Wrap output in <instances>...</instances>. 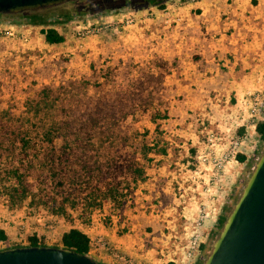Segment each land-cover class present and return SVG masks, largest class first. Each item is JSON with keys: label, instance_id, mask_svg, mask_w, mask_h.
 <instances>
[{"label": "rangeland", "instance_id": "374dc122", "mask_svg": "<svg viewBox=\"0 0 264 264\" xmlns=\"http://www.w3.org/2000/svg\"><path fill=\"white\" fill-rule=\"evenodd\" d=\"M209 1L212 4L205 11L192 4L171 6V0L165 2L164 8L121 5L110 10L103 8L110 0L68 2L46 9L53 22L50 25L65 35L63 43L46 42L40 32L46 26L26 31L28 42L18 35L0 36V122L23 114L24 102L32 89L89 74L93 64L98 68L116 66L117 81L126 83L135 64L153 57L160 64L167 62L164 80H151L153 105L148 114L139 112L125 121L130 130L137 131L129 142L138 146L142 141L147 143L144 180H93L90 186L87 180H71L62 188L57 180L42 174L37 180L32 179L34 193L15 201L8 193L13 180L4 177L7 162L0 161V213L6 216L4 221L16 225L13 220H26L37 214L53 215L55 237L43 241L58 245L64 229L88 224L109 231L115 229V221L135 213L136 226L142 227L149 238L148 245L155 247L161 257L169 260L180 251L187 219L181 202L176 200L179 188L176 180L198 179L195 173L201 164L198 155L208 149L212 131L224 135L220 124L245 92L258 90L264 103V8H260L264 5L258 6V0ZM71 12L76 13L75 17L67 20ZM0 19L5 24L25 22L21 16ZM88 22L101 30L87 36L79 47L74 34L76 25ZM157 108L167 115L152 120L151 116H158ZM259 121H264V105L263 113L257 117ZM3 133L0 127V134ZM236 135L245 136L242 150L249 149L246 154L239 151L232 156L235 161L229 165L230 172L227 168L221 172L225 180H237L223 210L225 216L264 145L256 128L241 133L238 129ZM56 142L59 144L60 140ZM98 143L102 158L110 152L109 144L111 154H115V134L101 136ZM238 154H244L246 159H240ZM202 168L203 174L212 172L207 166ZM105 171L108 174L107 168ZM147 180H153L149 187ZM110 181L115 186L111 197L105 198L92 187L98 184L104 191ZM66 197L77 201V206L71 207ZM62 204L66 211L61 213ZM220 228L217 223L210 232L199 262L210 251ZM29 237L21 240L10 237L2 244L27 245ZM91 250L94 252V248Z\"/></svg>", "mask_w": 264, "mask_h": 264}, {"label": "trees", "instance_id": "16d2710c", "mask_svg": "<svg viewBox=\"0 0 264 264\" xmlns=\"http://www.w3.org/2000/svg\"><path fill=\"white\" fill-rule=\"evenodd\" d=\"M166 1L110 0L103 8L110 10L121 5L164 8ZM97 9H102V6ZM75 14L68 13L67 20H72ZM11 16L24 17L28 24L46 26L41 28V32L48 43L60 44L65 41V35L50 25L53 22L49 20L46 9ZM166 63L160 64L157 57H153L135 64L126 83L117 81L119 70L116 66L98 68L93 64L89 74L57 85L42 84L32 89L33 93L24 102L23 114L16 119L0 122V127L4 129V133L0 134V161L7 162L5 179L13 180L8 186L11 198L16 201L29 197L35 188L32 179L37 180L42 174L57 180V185L62 188L71 180H87L89 186L93 180H144L146 169L143 159L148 155L147 143L142 141L138 146L129 142L137 131L130 130L125 121L139 112L148 114L149 107L153 105L151 80H164ZM156 110L155 115L158 116H151L152 120L166 117L167 114H161L160 108ZM256 129L264 141V121H259ZM105 134H115V154H111L112 145L109 144L107 148L110 152L103 154L102 158L98 154V141ZM58 139L59 144L56 142ZM238 155L240 159H245L243 154ZM92 187L96 192L103 193L105 198L115 193L111 181L107 182L104 191L98 184ZM66 200L71 201V207L77 206V201L68 197ZM60 210L61 213L66 211V206L62 204ZM225 218V215H220L219 228ZM7 239V233L0 228V240ZM27 244L46 243L36 236H30ZM17 245L23 244L6 247ZM61 245L89 255L91 252L90 236L76 226L63 233Z\"/></svg>", "mask_w": 264, "mask_h": 264}, {"label": "water", "instance_id": "95a60500", "mask_svg": "<svg viewBox=\"0 0 264 264\" xmlns=\"http://www.w3.org/2000/svg\"><path fill=\"white\" fill-rule=\"evenodd\" d=\"M76 0H0V14L47 9ZM0 264H103L58 245L0 249ZM202 264H264V145Z\"/></svg>", "mask_w": 264, "mask_h": 264}, {"label": "built area", "instance_id": "2783aa9c", "mask_svg": "<svg viewBox=\"0 0 264 264\" xmlns=\"http://www.w3.org/2000/svg\"><path fill=\"white\" fill-rule=\"evenodd\" d=\"M200 0H171V6H185L196 3ZM101 27L92 26L90 22L87 24L78 23L75 28V36L77 38V46H83V40L96 32L100 31ZM19 36L20 40L24 42L29 41L27 33H24L22 29L15 26H8L4 22H0V36ZM263 101L262 96L255 95L249 100V116L245 117V110H241L239 114L232 118L230 123L224 129V135H217L214 131L210 133V143L208 149L198 156L200 162L207 166L212 171V177L205 182V186L197 185L194 189H190L193 192L191 196L192 201L196 205L195 211L197 212L196 218H189L188 224L190 228L185 227L184 243L181 245L179 252L175 256L167 260V264L174 262L175 264H196L199 259V253L201 252V245L205 241V233L202 227L213 220V226L218 223L219 215L221 214V208L218 209L215 205H212L211 209L207 210V204L204 201L207 197L204 194H210L209 197L215 200V194L212 193V187L216 185L219 175L221 174L224 166L228 163L232 156L240 151V147L243 143V139L236 135V131L246 122L250 121L252 124H257V117L263 113ZM200 188V189H199ZM202 189V190H201ZM203 192H205L203 194ZM33 217L37 218V222L42 223L45 227L44 232H39L35 228H31V224L19 223L17 240L23 239L25 236H36L39 240L53 239L56 234L55 218L50 214H37ZM47 221V222H46ZM91 249L102 250L108 255L118 260L123 264H139L135 258L122 250H120L115 244L104 234H96L94 237H90Z\"/></svg>", "mask_w": 264, "mask_h": 264}, {"label": "crops", "instance_id": "0c3cea01", "mask_svg": "<svg viewBox=\"0 0 264 264\" xmlns=\"http://www.w3.org/2000/svg\"><path fill=\"white\" fill-rule=\"evenodd\" d=\"M246 1L250 2V0H246ZM210 4H212V2H210L209 0H200L196 3H193L192 5H197L196 7L198 9H202L203 11H205L209 7ZM258 4H259L258 6L264 5V0H258ZM186 6H188V5H186ZM260 8L263 9L264 7L262 6ZM144 10H147V9H144ZM116 15L117 14H115V16ZM3 16H11V15L2 14L0 16V18ZM0 22H4V21H2L0 19ZM6 25L18 27V28L22 29V31L24 33H26V31L33 29L34 27L35 28L38 27V25H32V24H28L25 22H16V21L6 23ZM40 32H41V30H40ZM41 34L44 36V34L42 32H41ZM44 39H45V37H44ZM257 94L262 96L261 93L258 92V90H248L247 92H245V94H243L239 98L238 102L236 103V106L231 110V113L228 114L227 118L224 119L223 122L220 124V126H222V129H225V127L230 123L229 118L232 119V117H235L242 109L245 110V112H244L245 117H248L249 116V112H248L249 111V100ZM256 125H254L250 121H248L245 123V125H243L239 128V131H240V133L242 131H246V132L248 131L249 132V131H251V128L255 129ZM239 137L243 139V143L240 147V152L246 154V152L248 151L247 149H249V147H246L247 148L246 150H242L245 148L244 144L246 145L245 136L239 135ZM245 159H246V156H245ZM234 161L235 160L233 158H231V160L224 166L223 171H224V169L226 170V168H227V172H230L231 168L229 167V165ZM201 165H202V167H206V166H204V164L201 163L200 166L195 170L196 176L198 178L197 180H176L179 183V188H178V193L176 195V200L178 202H181V206L184 208L183 213H184L186 218L189 217V218L193 219V218H196V216H197V212L195 211L196 205L191 199L193 192L188 190V188L194 189L195 185H197V187L199 185L205 186V182L210 180L212 177V172H206L205 174H203V170H202L203 168L201 167ZM167 181H168L167 183H169L170 180H167ZM236 181L237 180H225V176L221 173L219 175L218 181L216 182V185L211 188L212 193H214L216 195L215 200L210 199L209 193L204 194L205 192H203V194L207 197V199L206 200L204 199V201L207 204V210L208 211L211 209L212 205H215L218 209L221 208V214L223 213V210L225 209L226 204L228 203V201L230 200V198L233 194L232 188L235 187ZM152 183H153V180H147L146 181V184L148 185V187ZM182 189H184V190H182ZM220 215H219V217H220ZM135 216H136L135 213H131L127 216V218H125L123 220H119L118 222L115 221V229H112L109 231L103 230L102 228L97 229L94 225H88V224L87 225L86 224H80V225H76V227L83 230L90 237H92L91 235H93V234L94 235H96V234L106 235L107 238H109V240L115 244V246H117L123 252L133 256L135 258V260H137L139 262V264H167V260H165L164 257H161L159 255V251L155 247H151L148 245L149 244L148 243L149 238L146 236V233L144 232V230H142L141 226H136L137 224L135 223V221H136V219L134 218ZM5 217H6L5 215L0 213V228L5 230V232L8 235V239L10 237L15 238L17 236L19 223H21V222L31 224L32 225L31 228H35L39 232L45 231L44 230L45 227L42 225V223L37 222L36 217L28 218L26 220H24V219H21L18 221L13 220L14 222L17 223L16 225H13L10 220L4 221L3 218H5ZM212 222H213V220H210L209 223H207L206 225H204L202 227V230L205 233V237H204L205 241L201 245L203 249L199 253V259H198L197 263L199 262L200 258L203 255V250L206 247V243H207L206 241L208 240L209 234L214 229ZM188 223L189 222L187 220L184 227H188V229H189L190 226ZM69 229H70V227L63 230V232L60 234V241L62 239L63 233ZM7 240H5V241H7ZM5 241L0 240V249L5 248V246L2 244ZM47 244L49 245L50 243H47ZM58 246H62L61 242L58 244ZM91 252H92V250H91ZM92 253H94L96 255V259L101 263L123 264L102 250L94 249V252H92ZM90 255H91V253H90Z\"/></svg>", "mask_w": 264, "mask_h": 264}]
</instances>
